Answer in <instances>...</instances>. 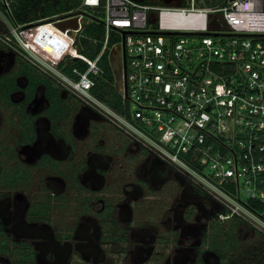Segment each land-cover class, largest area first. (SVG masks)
<instances>
[{"label":"built area","instance_id":"built-area-1","mask_svg":"<svg viewBox=\"0 0 264 264\" xmlns=\"http://www.w3.org/2000/svg\"><path fill=\"white\" fill-rule=\"evenodd\" d=\"M13 2L0 0L6 30L0 42L9 51L171 167L213 203L217 223L236 222L264 239V0H185V6L81 0L95 17L79 9L22 25L12 22ZM96 17L104 37L89 60L77 40ZM72 19L76 29L56 27ZM49 35L59 41L58 54L50 38L38 41ZM116 48L123 59L120 111L90 93L92 76L101 73L97 62ZM71 59L86 69L66 75L59 65Z\"/></svg>","mask_w":264,"mask_h":264},{"label":"flooded vegetation","instance_id":"flooded-vegetation-1","mask_svg":"<svg viewBox=\"0 0 264 264\" xmlns=\"http://www.w3.org/2000/svg\"><path fill=\"white\" fill-rule=\"evenodd\" d=\"M108 60L118 91L121 49ZM174 176L44 72L0 50V264L264 262L257 238L244 245L237 227L227 239L213 203L184 179L175 218Z\"/></svg>","mask_w":264,"mask_h":264},{"label":"trees","instance_id":"trees-1","mask_svg":"<svg viewBox=\"0 0 264 264\" xmlns=\"http://www.w3.org/2000/svg\"><path fill=\"white\" fill-rule=\"evenodd\" d=\"M144 4L158 5V6H185V0H142ZM0 8L4 9L0 4ZM81 10L87 16H93L92 12L88 8H81V0H15L11 4V12L13 14L12 22L16 24H30L36 21H46L51 20L54 17H63L77 10ZM97 16V14H95ZM96 21H87L83 27V30L77 40L78 52L82 56L88 58L89 60H94L101 51L102 41L104 37V28L99 24L98 18ZM43 21V22H44ZM61 23V22H60ZM59 23H56V27ZM0 31L5 32V28L0 23ZM52 39V35L40 38L38 40L43 44V40ZM49 45L57 46L54 49V53L60 48L59 41H51ZM45 44L46 47H49ZM45 47V48H46ZM78 68L81 72L86 69V65L79 61L78 59H71L66 64L65 68H62V64L59 68L62 69L66 75L71 74L72 68ZM97 67L101 71L100 74L92 76L94 85L90 90L91 95L102 101L104 104L110 108L120 111L121 109V98L114 88V77L111 71L108 55L103 53L97 62ZM76 78V77H74ZM197 191V190H196ZM199 192V191H198ZM231 229H227L225 236L227 239H232L234 237L235 229L233 228L238 224L236 222H230L226 225ZM233 227V228H232ZM254 249L259 252L264 253V239L257 237Z\"/></svg>","mask_w":264,"mask_h":264},{"label":"rangeland","instance_id":"rangeland-1","mask_svg":"<svg viewBox=\"0 0 264 264\" xmlns=\"http://www.w3.org/2000/svg\"><path fill=\"white\" fill-rule=\"evenodd\" d=\"M198 7V6H197ZM5 22V21H4ZM23 36L24 37H26L27 38V40H29V38L27 37V34L26 33H24L23 34ZM0 50H4V51H6V52H8V53H10V54H12V55H15V54H13L11 51H9L1 42H0ZM41 52L42 53H44V51L43 50H41ZM112 54H113V52H112ZM113 56V55H112ZM23 60H25V59H23ZM84 106H86L84 103H82ZM129 142V141H128ZM133 145V144H132ZM134 146V145H133ZM165 189H166V187H165ZM183 191H182V185H181V178H178L176 175L174 176V216L176 215V212H175V210H176V208H177V206H178V204H181V203H183V199H182V197H183V193H182ZM196 209H194L193 208V217H192V215H191V217H192V220L191 221H194V217H195V211ZM175 218H177V216H175ZM181 218H183V219H187V213H180V212H178V219L180 220ZM195 222V221H194ZM227 225V224H226ZM177 228H178V226H177V223L174 221V231L175 232H177L175 235H174V237L175 236H178L179 235V230H177ZM226 229H231V227H229V226H227V227H225ZM233 228V227H232ZM234 229H237V226H236V228L234 227L233 228V230ZM241 229V231L239 232V235H240V239H241V241L243 242V244L245 245V242H251L252 241V236H253V233L252 232H250V231H247V229H245V228H240ZM163 231V233H164V235H167V233H165V230H162ZM248 232V233H247ZM200 236V235H199ZM255 236V238H257L256 237V235H254ZM189 237H192L191 235L189 236ZM254 238V239H255ZM179 239V238H178ZM200 239H201V237H200ZM253 239V240H254ZM175 241H177L176 239H174V242ZM253 242V241H252ZM255 242H256V240H254V242H253V245H255ZM175 244L176 243H174V247H175ZM245 247V246H244ZM244 247H242L241 249L243 250V251H254V246H253V248L251 247H248V248H244ZM163 252H165V250H163ZM162 258H164V257H166V255H163V256H161ZM261 264H264V262L263 263H261Z\"/></svg>","mask_w":264,"mask_h":264},{"label":"water","instance_id":"water-1","mask_svg":"<svg viewBox=\"0 0 264 264\" xmlns=\"http://www.w3.org/2000/svg\"><path fill=\"white\" fill-rule=\"evenodd\" d=\"M136 1H142V0H136ZM178 1H180V0H178ZM57 28L62 30V31H64L67 28L76 29L77 28L76 19L61 22L57 25Z\"/></svg>","mask_w":264,"mask_h":264}]
</instances>
